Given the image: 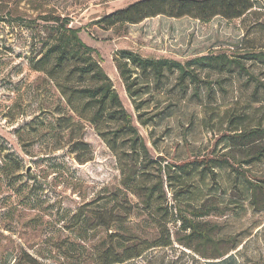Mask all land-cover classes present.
<instances>
[{
  "label": "rangeland",
  "instance_id": "1",
  "mask_svg": "<svg viewBox=\"0 0 264 264\" xmlns=\"http://www.w3.org/2000/svg\"><path fill=\"white\" fill-rule=\"evenodd\" d=\"M136 1L0 0V163L11 173L0 170V264H102L111 253L163 244L167 236L170 246L123 264H264V190L248 181L264 177V158L243 171L248 180L221 166L213 176L189 167L177 182L174 167L222 153L225 132L264 127V90L236 73L213 72L207 84L185 87L167 74L159 90L149 82L138 97L148 120L142 124L113 63L119 50L183 63L260 48L264 0H252L254 11L237 20L160 16L108 31L93 25ZM42 16L65 18L94 51L131 117L137 152L80 101L76 91L91 83L76 77L73 63L62 71L42 61L44 71H34L54 34ZM252 68L264 81V66Z\"/></svg>",
  "mask_w": 264,
  "mask_h": 264
},
{
  "label": "trees",
  "instance_id": "2",
  "mask_svg": "<svg viewBox=\"0 0 264 264\" xmlns=\"http://www.w3.org/2000/svg\"><path fill=\"white\" fill-rule=\"evenodd\" d=\"M253 11L254 4L252 0H139L123 9L100 17L93 22V25L101 30L108 31L117 26L137 25L147 19L160 16L171 19L190 18L208 23L217 17L226 20L241 19ZM40 20L44 21L42 24H45L46 29L48 27L53 28L54 34H50L46 49L41 58L33 65L35 67L34 71H44L43 67H37L42 61H46L45 66L52 60L53 67L62 71L73 63L71 70L76 77L81 80L88 79L91 83L76 91L80 101L83 100L85 104H91L95 121L108 120L113 122L118 133L126 134L131 151L137 152L136 142L138 138L131 123V117L123 108L111 80L104 73L99 62L93 57L94 51L80 41L77 34L78 30L68 27V21L65 18L42 16ZM113 63L126 95L132 102L137 118L142 124H145L148 120L143 119V113L140 111L143 102L138 97L148 93L149 82L159 90V85L167 74L175 75L176 84L185 87L187 85L197 86L201 82L207 84L204 79L208 78V75L213 72L236 73L245 78L247 84H253L256 92L259 89L264 90V81L252 68L255 64L264 66V46L260 48H239L232 56L208 54L183 63L165 58H144L130 50H119L114 54ZM219 141L227 144L222 153L216 154L211 150L204 156L193 157L176 164L174 167L177 180L182 174L186 173L189 167L200 168L201 171L213 176L215 168L221 166L230 167L238 176L248 180L242 174L243 171L246 170V167L258 163L264 158V127L259 126L233 133L225 132L220 136ZM236 151L243 156L239 161L234 160L233 152ZM9 161H12L10 165L14 164L15 172L20 170L19 163L16 160L9 158ZM0 164L1 172L5 175V178H8L11 174L7 170L9 165L4 160ZM158 169L161 173L162 167L159 166ZM168 179L171 178L168 177ZM248 181L251 186L264 190L262 186L264 185V177L256 178L255 183ZM182 193H187V191L184 189ZM152 195V191L146 192L145 205L147 208L151 205ZM201 213L194 215L201 217ZM185 222L187 224L186 229L197 235L196 226L189 219H185ZM168 246H170L169 236L166 237L165 243L154 244L143 250L137 251L127 248L121 254L111 253L112 256H106L102 264H123L139 258L150 248Z\"/></svg>",
  "mask_w": 264,
  "mask_h": 264
}]
</instances>
